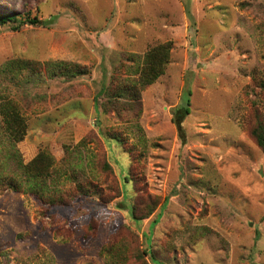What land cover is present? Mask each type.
<instances>
[{
  "label": "rangeland",
  "instance_id": "1",
  "mask_svg": "<svg viewBox=\"0 0 264 264\" xmlns=\"http://www.w3.org/2000/svg\"><path fill=\"white\" fill-rule=\"evenodd\" d=\"M0 14L41 22L0 26V103L27 122L14 145L0 112V178L21 182L0 188V264H264V0H0ZM166 43L164 73L116 99ZM41 152L54 164L34 182L18 159Z\"/></svg>",
  "mask_w": 264,
  "mask_h": 264
},
{
  "label": "trees",
  "instance_id": "2",
  "mask_svg": "<svg viewBox=\"0 0 264 264\" xmlns=\"http://www.w3.org/2000/svg\"><path fill=\"white\" fill-rule=\"evenodd\" d=\"M40 23L41 22L38 20V18H31L30 16L20 22L19 19H17L15 16H11L8 14H0V26L13 24L12 27L15 31L21 29V27L25 24L38 25ZM171 50L172 47L168 43L148 50L144 58V65L139 80L136 81L135 85L133 86H120L117 84L112 90V93L115 95V98L123 99L130 97L134 98L135 101H137L140 96V93L149 86L153 85L155 81L164 73V69L170 61ZM33 65V63L28 62H16L15 64V66H19L20 71L30 69L31 67H33ZM80 75L84 76L85 72H83V70L79 68L77 71L71 74L72 78ZM261 87L264 88V80L263 83H261ZM176 111L177 112L174 113L175 117L173 119V123L176 124L179 129H181L183 122L190 114V100L186 99V102L182 103L176 109ZM0 112L2 115L1 120L3 128L7 134V137L10 138L14 145L18 144L19 142H22L26 136L27 122L26 118L21 115L19 108L11 100H9L0 103ZM252 134L256 140V143L264 153V125L259 123L257 127L252 131ZM183 142H186V140L183 139ZM18 164L24 174L29 179H31V181L35 182L48 176L49 170L54 164V159L47 153L41 152L32 161L26 164H23L22 159H18ZM18 181V178H0V188H8L11 190L18 191L21 187V182ZM82 190L83 189H81L80 191ZM82 194L87 195L86 193ZM170 198L171 197L166 198L164 205L168 203ZM164 205L162 206V209L164 208ZM48 216L51 217L50 215ZM131 216L134 220L138 221L149 217H138L137 208L133 205L131 206ZM158 217L161 218V216ZM153 223L157 224V220H155Z\"/></svg>",
  "mask_w": 264,
  "mask_h": 264
}]
</instances>
